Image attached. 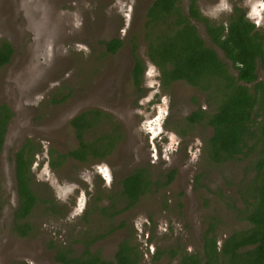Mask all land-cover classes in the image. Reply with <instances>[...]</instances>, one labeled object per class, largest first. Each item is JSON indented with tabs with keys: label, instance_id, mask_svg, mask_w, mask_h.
Segmentation results:
<instances>
[{
	"label": "rangeland",
	"instance_id": "obj_1",
	"mask_svg": "<svg viewBox=\"0 0 264 264\" xmlns=\"http://www.w3.org/2000/svg\"><path fill=\"white\" fill-rule=\"evenodd\" d=\"M153 1L0 0V43L5 40L14 50L11 62L0 68V105L12 112L0 153V264H58L56 249L80 256V241L94 237L91 248L106 260H113L118 245L128 240L142 255L140 264H153L156 248L165 251L158 264H177L169 248L198 252L208 223L214 224L219 245L247 226L234 208L252 202L254 172L248 167L256 154L225 164L207 159L212 130L205 120L197 125L187 119L198 109L210 115L215 105L206 92L183 82L161 86L145 37ZM189 3L180 0L186 15ZM234 7L264 30V0H196L200 15L216 25H226ZM190 23L234 73L204 24ZM112 39L122 41L114 54L104 45ZM134 56L145 66L140 90L130 78ZM257 75L264 81V71ZM85 110L111 116L120 127V142L101 162L67 159L52 168L51 156L76 146L70 121ZM110 132L111 124L103 121L86 136ZM26 141L40 148L31 186L47 203L28 217L30 236L20 237L13 232L14 154ZM138 169L159 183L175 174L168 186L152 187L124 210L120 181Z\"/></svg>",
	"mask_w": 264,
	"mask_h": 264
},
{
	"label": "trees",
	"instance_id": "obj_2",
	"mask_svg": "<svg viewBox=\"0 0 264 264\" xmlns=\"http://www.w3.org/2000/svg\"><path fill=\"white\" fill-rule=\"evenodd\" d=\"M146 19L147 58L159 71L161 86L166 88L174 82H183L206 92L215 105L210 115L198 109L187 119L190 124L197 125L205 120L207 127L211 128L212 135L205 143L207 159L215 164H225L244 159L251 153L256 154L248 167L254 172L252 186L250 190L248 188L252 202L245 200L246 207L242 210L232 206L247 226L232 232L219 245L214 224L208 223L198 252L169 248V257L177 258V264H264V81H259L257 75L259 70L264 71V30L257 29L238 7L233 8L226 25L212 24L198 12L196 0H190L188 15L184 13L180 0H154L147 9ZM190 19L204 24L211 43L221 50L226 61L232 63L234 73L230 72L228 63L221 61L216 51L206 45ZM104 45L107 53L114 54L122 41L112 39ZM13 55L12 45L1 41L0 68L10 63ZM144 71L143 61L134 56L130 78L137 90H140ZM11 117L9 107L0 105V153ZM103 121L111 124L110 133L98 138L86 136ZM70 126L76 146L65 154L51 156L52 168L67 159L80 163L101 162L122 138L119 125L111 116L98 110L79 113L72 118ZM39 151L40 148L32 141H26L14 154L18 205L14 213L13 232L20 237L30 236L32 227L27 222L28 217L38 204L47 203L31 186V167ZM174 174L175 171H171L167 181L159 183L150 178L146 169H138L121 179L119 194L126 203L124 210L135 206L152 187L168 186ZM2 206L0 196V212ZM118 213L115 211L109 216ZM122 227L123 224L114 227L111 232ZM93 239L95 237L80 241L84 245L80 256L74 255L72 250L56 249L55 262L141 263L142 255L137 246L128 240L118 245L113 260H106L91 248ZM164 252L155 249L151 256L153 264L159 263Z\"/></svg>",
	"mask_w": 264,
	"mask_h": 264
},
{
	"label": "water",
	"instance_id": "obj_3",
	"mask_svg": "<svg viewBox=\"0 0 264 264\" xmlns=\"http://www.w3.org/2000/svg\"><path fill=\"white\" fill-rule=\"evenodd\" d=\"M188 11H189V8H188ZM230 65L232 66V63L230 62ZM4 144V143H3ZM17 191V190H16ZM17 193V192H16Z\"/></svg>",
	"mask_w": 264,
	"mask_h": 264
}]
</instances>
